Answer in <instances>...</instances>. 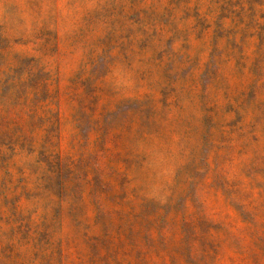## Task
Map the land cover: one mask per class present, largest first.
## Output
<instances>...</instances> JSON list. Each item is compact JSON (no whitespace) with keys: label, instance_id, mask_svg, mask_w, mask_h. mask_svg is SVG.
Here are the masks:
<instances>
[{"label":"rangeland","instance_id":"1","mask_svg":"<svg viewBox=\"0 0 264 264\" xmlns=\"http://www.w3.org/2000/svg\"><path fill=\"white\" fill-rule=\"evenodd\" d=\"M0 264H264V0H0Z\"/></svg>","mask_w":264,"mask_h":264}]
</instances>
